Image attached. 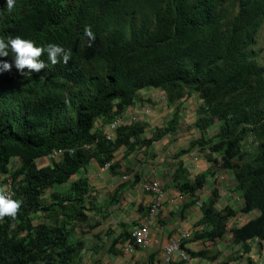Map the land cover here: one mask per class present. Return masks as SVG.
Returning <instances> with one entry per match:
<instances>
[{"label": "trees", "instance_id": "1", "mask_svg": "<svg viewBox=\"0 0 264 264\" xmlns=\"http://www.w3.org/2000/svg\"><path fill=\"white\" fill-rule=\"evenodd\" d=\"M227 3L235 8L231 15ZM263 23L264 0H16L10 11L0 0V37L71 51L67 64L42 54L46 68L38 73L14 66L0 72V188L22 200L15 217L0 219V264H76L83 248L76 232L87 234L81 228L94 206L86 181L74 177L90 161L105 168L121 147H148L175 131L177 113L146 140L137 122L119 126L114 141L95 129L97 120L110 123L130 108L144 89L163 92L177 110L197 96L193 128L202 135L191 148L220 154L241 213L257 212L231 230L232 242L248 249L247 241L264 239V67L256 48ZM214 123L217 130L207 137ZM58 150H64L58 160L37 167L36 160ZM184 175L178 165L172 182ZM206 178L196 175L177 188L193 194ZM62 186L66 194L50 192ZM218 199L214 189L202 205L200 224L208 230L195 239L225 233L235 213L216 211Z\"/></svg>", "mask_w": 264, "mask_h": 264}, {"label": "crops", "instance_id": "2", "mask_svg": "<svg viewBox=\"0 0 264 264\" xmlns=\"http://www.w3.org/2000/svg\"><path fill=\"white\" fill-rule=\"evenodd\" d=\"M144 92L156 95L149 97ZM200 103L197 96L192 94L183 100L177 110L176 106L167 102L163 92L144 89L139 92L133 105L121 113L125 124L137 122L143 126L141 139L150 138L154 129L166 126L173 114L177 113L175 131L165 134L148 147L136 146L133 150L121 147L114 153L111 162L114 165L110 169L90 161L74 177L83 178L88 184L89 199L94 206L89 216L95 219L94 227L83 236V239L90 237V246L81 251L76 264H160L164 257V246L183 234L187 238L181 240V248L186 252L187 259L181 260L180 254L175 253L170 264H264V239L247 241L248 249L232 242L231 230L257 215L256 211L252 212L253 217H249L251 213L236 212L243 205L240 194L235 192L236 183L232 176L226 179L223 176L215 177V180L207 177L202 188L193 194L180 193L177 188L184 181H192L196 175L206 173L197 164L191 165L190 169V162L183 158L184 155L177 157L180 151L202 135L193 128ZM108 123L100 119L95 125L102 126L100 131L104 133ZM216 130L213 124L206 130V135ZM198 160L201 163L202 160ZM178 165L185 175L173 183L172 177ZM151 180L161 184L164 199L161 200L159 216L149 224V244L140 248L130 240V232L148 223L149 206L154 196L145 193L142 185ZM214 189L219 194L216 211L229 208L235 213L224 229L230 241H226L225 233L212 241L207 238L195 239L208 230L200 224L202 205ZM189 197L192 199L189 200Z\"/></svg>", "mask_w": 264, "mask_h": 264}, {"label": "clouds", "instance_id": "3", "mask_svg": "<svg viewBox=\"0 0 264 264\" xmlns=\"http://www.w3.org/2000/svg\"><path fill=\"white\" fill-rule=\"evenodd\" d=\"M15 2L16 0H6L9 11L13 9ZM85 32L89 38H95L94 33L91 30V26H88L85 29ZM44 53H47V57L52 64L59 63L61 58L63 63L67 64V62L71 59V51L56 43L37 45L35 41L23 38L19 35L0 37V57H7L11 55L13 58L11 62L0 59V72L11 71L14 66L22 73L27 72L29 75L33 72L38 73L42 69L46 68L45 61L41 59V56ZM120 117L122 116L120 115ZM101 127L102 126L95 125V129H100ZM107 127L103 133L104 138ZM115 137L116 131L114 132L113 139L111 141H114ZM41 159L48 158L44 157ZM50 163L51 161H49V164ZM106 165L109 167L110 163H106ZM108 167H105L104 169H108ZM21 204L22 200L13 199L12 195H10L5 188H0V219H3L5 216L15 217L21 207Z\"/></svg>", "mask_w": 264, "mask_h": 264}, {"label": "rangeland", "instance_id": "4", "mask_svg": "<svg viewBox=\"0 0 264 264\" xmlns=\"http://www.w3.org/2000/svg\"><path fill=\"white\" fill-rule=\"evenodd\" d=\"M225 12L227 13V15H231L235 12V8L230 3H227L225 5ZM256 48L260 50V56H259V62L258 63L260 66L264 67V23L261 27V30H260L258 38H257ZM144 93H145V95H148L149 97H153L156 95L155 92H153L155 94L146 93V92H144ZM160 95L163 96L162 93ZM214 126L216 129L217 124L214 123ZM209 133L210 134L207 135V137L213 136L214 132L210 131ZM191 145H192V143H190V145H188V146H186V148H184L187 153H185L186 156L184 155V157H183L184 159H186L187 161L190 162L188 165L190 167V169H191V165L197 164V166H200L203 170L206 171L207 177H209L212 180H215L216 178H220L221 176H223V179H226V177H228V178L231 177V173H230L231 171L230 170L225 171L220 165V158H221L220 154H218V153L211 154V153L207 152L206 150H201L202 148H200V147L191 148ZM198 159L202 160L201 163H199ZM212 162H215V163L213 164ZM47 164H49V160L47 162L42 161V160H36V165L39 169L41 167L46 166ZM169 164H170V162H169ZM204 166H205V169L203 168ZM226 185H228L227 182H226ZM4 188L6 189V187H4ZM67 191H68V186H64V187L62 186V187L54 188L50 192H55V193L63 195V194H66ZM188 199L191 200L192 197H189ZM50 200H51V198L49 199V197L45 195L42 197L41 202H42V204L47 205L50 202ZM235 210H238V209L235 208ZM236 212L241 213V209L236 211ZM253 215H254V213H251L249 215V217H253ZM55 219H57L56 216L52 217V220L49 221V224L51 225L52 223H54ZM94 221H95V219H93L91 217L88 220V222L85 224L86 227H84V225H83V228H81V230H86L88 228L91 231V227H94L93 226ZM76 237H77L76 240L83 244V249L81 251L86 250V248L90 246V241H89L90 237H86L85 239H83L82 235H80V233H79V228L77 229ZM228 237H229L228 232H226L225 233L226 241H230V240H228ZM217 244L219 245L220 243H217Z\"/></svg>", "mask_w": 264, "mask_h": 264}, {"label": "built area", "instance_id": "5", "mask_svg": "<svg viewBox=\"0 0 264 264\" xmlns=\"http://www.w3.org/2000/svg\"><path fill=\"white\" fill-rule=\"evenodd\" d=\"M124 122L122 117L117 116L114 118L107 127V131L105 134V140L111 141L113 139L114 132L118 129L119 126L123 125ZM94 132V130H92ZM64 150H58L50 153L47 158L49 161H56L60 158ZM106 168L108 165L105 166ZM142 190L145 193L152 194L154 196L153 203L149 206L148 211V223L136 227L131 230L130 238L134 244V246H138L140 248H144L149 244V224L154 222L156 218L159 216V208L161 204V200L164 199V191L161 184L156 180L147 181L142 185ZM187 235L183 234L179 239H174L169 241L163 248L164 257L162 258V262L160 264H170L171 257L175 253L180 254L181 260L187 259L186 252L181 248V240L186 239Z\"/></svg>", "mask_w": 264, "mask_h": 264}]
</instances>
